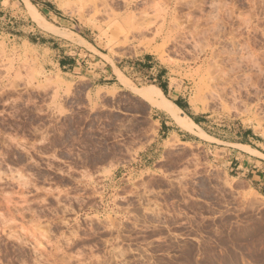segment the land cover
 Segmentation results:
<instances>
[{
	"label": "rangeland",
	"instance_id": "rangeland-1",
	"mask_svg": "<svg viewBox=\"0 0 264 264\" xmlns=\"http://www.w3.org/2000/svg\"><path fill=\"white\" fill-rule=\"evenodd\" d=\"M54 1L111 52L132 43L153 51L218 139L264 141V0ZM25 2L0 0V28L20 36L24 16L36 21ZM20 42L0 33V264H264V191L255 180L214 165L204 147L174 142L155 167L118 179L157 123L131 92L93 101L84 89L64 108ZM120 76L145 101L164 94ZM219 76L227 83L214 86Z\"/></svg>",
	"mask_w": 264,
	"mask_h": 264
},
{
	"label": "crops",
	"instance_id": "crops-1",
	"mask_svg": "<svg viewBox=\"0 0 264 264\" xmlns=\"http://www.w3.org/2000/svg\"><path fill=\"white\" fill-rule=\"evenodd\" d=\"M22 2L26 6L25 0ZM34 5L43 19L51 24L49 28L40 25L30 16H24L18 22L20 36L14 34L12 31L14 28L9 25L6 29L0 28V33L21 40L20 43L36 60V77L43 80L51 79L56 84L59 103L64 108L71 107L72 99L76 102V98L83 94L84 89L93 101L100 94L101 97L107 95V92H115L116 95L131 92L132 96L140 101L147 115L157 123L154 135L137 155L132 157L131 165L117 171L118 179L129 180L135 167L144 166L148 169L155 167L161 160L157 158V153L162 147L167 148L174 142L180 148L187 146L196 150L206 148L209 160L214 165H222L221 167L229 173L249 176V181L255 180L264 191L262 139H255L250 135L248 139L231 142L218 139L204 128L202 120L193 112L194 107L187 94L175 86L170 69L164 62L158 61L153 51H138L136 45L132 43L127 48L119 47L115 54L111 52L112 46L109 43H102L100 32L87 25H81L74 18H68L54 0H40ZM63 33L68 36L62 35ZM80 37L86 41L83 43ZM6 43H11V39ZM124 52L125 55H121ZM120 73L131 79L136 86L137 83L146 81L140 88L158 87L180 108L182 115L192 119L213 139L204 138L195 131L183 128L171 114L134 94L122 83ZM126 113H129L131 122L137 121L140 115L138 111L132 109ZM214 139L231 147H221L214 143L216 142ZM152 159L154 162L151 164Z\"/></svg>",
	"mask_w": 264,
	"mask_h": 264
},
{
	"label": "bare ground",
	"instance_id": "bare-ground-1",
	"mask_svg": "<svg viewBox=\"0 0 264 264\" xmlns=\"http://www.w3.org/2000/svg\"><path fill=\"white\" fill-rule=\"evenodd\" d=\"M30 2V1H29ZM108 2V1H107ZM100 3H102V1L100 2ZM104 3H106L105 2V0H104ZM118 3V2H117ZM30 4L32 5V7H33V9H34V16H33V18L35 19V20H37L41 25H44V26H46V25H49V23H47L44 19H43V17L41 16V14L38 12V10H37V8L35 7V5L34 4H32L31 2H30ZM115 4V3H114ZM117 5V4H116ZM108 6H110L111 7V4H109ZM105 7V6H104ZM127 7V6H126ZM108 9V8H107ZM116 18V17H115ZM134 21V20H133ZM51 25V24H50ZM50 25L49 26H46V28L48 27H50ZM139 25V24H138ZM141 25V24H140ZM52 28H54L53 26H51ZM56 29V28H55ZM83 38V37H82ZM81 37H80V39H81V41L84 43V41H86V40H84V39H82ZM212 80L214 81V83H212V84H214V86H219V85H224V84H226L227 83V81L225 80V78L224 77H221V76H219V77H212ZM225 91V88H222V89H219L217 92H215V91H212V93H213V95H215V96H222L223 94V92ZM145 98H146V101L148 102V103H150L151 105H153V106H155V107H158V108H160V109H162V110H165L166 112H168L169 114H171V115H174V116H180L181 115V113H180V108L173 102V101H171L169 98H167L164 94H162V93H157V94H155V95H151V96H145ZM193 101H195V98L193 99ZM190 121H192L193 123H195L192 119H190L188 116H186ZM203 131V133H204V135L206 136V137H209V138H213V137H211L210 135H208L204 130H202Z\"/></svg>",
	"mask_w": 264,
	"mask_h": 264
}]
</instances>
